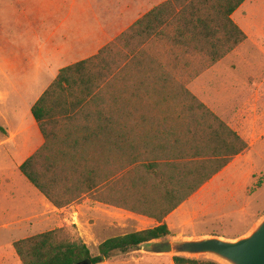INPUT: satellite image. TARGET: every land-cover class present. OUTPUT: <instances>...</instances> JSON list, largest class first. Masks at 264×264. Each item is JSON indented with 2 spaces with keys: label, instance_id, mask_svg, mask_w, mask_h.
<instances>
[{
  "label": "crops",
  "instance_id": "1",
  "mask_svg": "<svg viewBox=\"0 0 264 264\" xmlns=\"http://www.w3.org/2000/svg\"><path fill=\"white\" fill-rule=\"evenodd\" d=\"M236 27L245 39L229 49L240 37ZM240 58L264 60V0H0V230L10 234L18 218L32 229L34 221L63 208L20 169L46 143L32 108L63 69L87 61L67 73L70 82L63 85L71 93L49 105L51 125L108 123L113 108L120 109L115 122L140 124L135 132L149 136L155 129L142 125L175 120L149 109L181 107L188 90L248 143L191 198L241 158L249 159L264 140V70L249 71L236 83ZM85 87L104 97H89L77 110L105 114L88 120L59 115ZM262 185L260 178L256 188ZM187 200L162 220L169 229Z\"/></svg>",
  "mask_w": 264,
  "mask_h": 264
},
{
  "label": "trees",
  "instance_id": "2",
  "mask_svg": "<svg viewBox=\"0 0 264 264\" xmlns=\"http://www.w3.org/2000/svg\"><path fill=\"white\" fill-rule=\"evenodd\" d=\"M236 30L240 34L239 40L229 49L245 39V34L238 27ZM108 47H104L96 58L101 57ZM86 62L63 69L34 104L32 111L46 137V143L20 169L57 207L67 206L87 194L95 196L97 193L100 197H96L97 200L113 204L114 201L101 195H109L110 191L112 194H120L117 187L118 182L122 181L124 197L114 204L155 218L160 223L151 228L109 237L98 245V253H94L81 239L69 238L64 227L27 236L13 243L23 264H79L87 259L98 264L103 257L110 259L125 254L130 247L141 242L170 235L168 225L162 220L249 146L236 131L188 90L182 92L181 99L184 102L180 107L181 113H186L187 118L185 134L180 136L174 130L172 140H168L163 133L167 124L147 125L155 129V133L150 134L147 138L149 141L144 143L153 154V158L145 157V161L133 150L136 138L139 137L134 138L137 135L135 131L141 125L115 122L120 109L112 108L111 122L108 123L51 125L55 113L49 105L70 95L71 91L63 85V82H70L67 73ZM89 97L103 98L104 92L83 88V91L76 94L72 108L59 112V115L66 112L87 120L89 117L104 115V109L77 110ZM142 128L148 129L146 125ZM91 144L95 148H90ZM127 147L130 150L128 161L122 159ZM89 148L90 152L91 149L98 152L104 149L101 154L103 158L96 159L98 152L92 155L88 153ZM173 259L175 264H220L210 259L184 256H174Z\"/></svg>",
  "mask_w": 264,
  "mask_h": 264
},
{
  "label": "rangeland",
  "instance_id": "3",
  "mask_svg": "<svg viewBox=\"0 0 264 264\" xmlns=\"http://www.w3.org/2000/svg\"><path fill=\"white\" fill-rule=\"evenodd\" d=\"M238 63L240 66L242 65V70L236 74L238 80L233 78L236 83H243L244 75L249 71L253 70L257 73L264 70V60H257L256 63L250 60V63H243V59L240 58ZM146 110L148 109L142 111ZM149 110L154 111L158 116L175 119L166 123L167 126L163 132L168 140H172L174 130L177 131V134H181L180 136L185 134L187 118L186 113H181L180 104L176 108ZM146 127L150 128L147 125ZM136 134L134 138L139 137L136 138L134 152L143 161L146 160L145 157L153 158L151 148H146L144 145L149 141L148 135H145L144 130H140ZM91 147L94 146L91 144ZM90 148L88 153L93 155L98 152L96 149L94 151L91 149L90 152ZM102 152L104 149L98 152L96 159L103 158L101 157ZM129 154L130 150L127 147L122 159L128 161ZM248 156L249 159L241 158L242 160L240 159L218 175L202 194L191 197L185 202L183 208L172 217L171 234L192 236L217 234L235 237L243 234L258 219L259 214L264 212V185L256 188L260 178L264 180V140L257 142ZM117 160L118 158H116ZM118 183L117 189L119 188L120 194H115V192L112 194L111 191L109 195L100 194L106 199L114 201L113 204L97 200L96 197L100 199L98 193L95 196L87 194L64 206L62 210L51 212L48 216L37 219L32 223L34 227L32 229H28L26 226L29 225V222L19 220V218L15 220L16 225L12 226L14 229L10 231V234L1 229L0 264H23L11 242L54 228L64 227L69 238L81 239L89 245L94 253H98V245L109 237L155 226V218L114 204L124 197L123 193L125 192L123 182L119 181ZM33 191L37 193L36 188H33ZM186 218H191V222L187 225L182 224ZM173 257L170 254L159 255L129 250L125 254L104 259L98 264H175Z\"/></svg>",
  "mask_w": 264,
  "mask_h": 264
},
{
  "label": "water",
  "instance_id": "4",
  "mask_svg": "<svg viewBox=\"0 0 264 264\" xmlns=\"http://www.w3.org/2000/svg\"><path fill=\"white\" fill-rule=\"evenodd\" d=\"M150 254L210 259L220 264H264V214L244 234L168 235L128 249ZM105 258L103 257L102 260ZM79 264H93L90 259Z\"/></svg>",
  "mask_w": 264,
  "mask_h": 264
}]
</instances>
